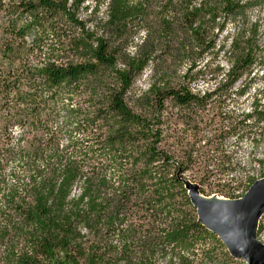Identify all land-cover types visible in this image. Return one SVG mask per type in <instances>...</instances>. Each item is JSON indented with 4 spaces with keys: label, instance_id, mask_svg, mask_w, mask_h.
I'll use <instances>...</instances> for the list:
<instances>
[{
    "label": "trees",
    "instance_id": "trees-1",
    "mask_svg": "<svg viewBox=\"0 0 264 264\" xmlns=\"http://www.w3.org/2000/svg\"><path fill=\"white\" fill-rule=\"evenodd\" d=\"M88 1L0 0V264H152L158 256L161 264H217L220 252L231 259L198 222L185 175L199 160L220 163L192 183L204 197L211 180L235 185L215 193L237 200L264 173L246 178L241 195V169L219 153L216 134L202 140L204 159L168 146L164 104L203 116L254 63L264 65L259 48L233 38L226 80L201 93L185 75L179 85L150 87L145 113L126 97L151 62L190 57L247 4L94 0L106 4L99 35L79 17ZM139 36L133 56L120 60L118 49ZM232 129L227 135L240 134ZM263 231L264 213L256 236Z\"/></svg>",
    "mask_w": 264,
    "mask_h": 264
},
{
    "label": "rangeland",
    "instance_id": "rangeland-1",
    "mask_svg": "<svg viewBox=\"0 0 264 264\" xmlns=\"http://www.w3.org/2000/svg\"><path fill=\"white\" fill-rule=\"evenodd\" d=\"M241 2L247 4L244 9L229 18L221 32L217 33L215 30L210 34L209 39L201 47L192 46L190 57H171L151 62L143 74L136 78L127 94L126 102L129 108L135 113H145L146 109L142 106L141 100L148 97L150 87H160L164 84L179 85L185 75L188 78L186 84L194 93L209 90L226 80L229 63L232 57L237 55V50L232 52L230 47L233 38L240 43L246 40L251 44L255 43L259 48V53L256 54L264 56V0H241ZM106 14L104 2L96 4L94 0H89L82 5L79 17L89 28H95L100 35L105 27ZM140 37L142 36H139V40L128 41L118 49L120 60L124 56H133L135 46L142 39ZM218 96L219 100L212 103L203 116L183 111L166 100L164 106L169 120L165 127L168 136L166 143L173 148L197 150L202 156L201 159H204L207 149L202 140L207 139L209 133L216 134L214 141L220 143L223 148L219 153L230 156L232 162L241 169L240 175L237 176V182L241 185L240 194L246 186V178L259 179L264 173V142L261 141V136L264 135V123L256 126L253 119L246 120L250 115H257L264 120V65L254 63L230 91L226 93L223 91ZM234 127L240 134L227 135L228 130L231 132ZM208 165H210L208 161L199 160L197 165L185 175L187 180L184 182L193 186L192 182L196 183L199 175L204 174L205 170L213 168L215 172L220 169L219 166H222L220 163L217 167H208ZM209 183H211L210 188H205L207 192L213 193L209 197L216 196L230 200L215 192L221 190L230 193L235 185L214 187L215 182L211 180ZM255 240L264 246V231L259 236L255 233ZM217 257V264H245L242 260L224 257V252L218 253ZM164 259L160 256L154 257L152 264H161Z\"/></svg>",
    "mask_w": 264,
    "mask_h": 264
},
{
    "label": "water",
    "instance_id": "water-1",
    "mask_svg": "<svg viewBox=\"0 0 264 264\" xmlns=\"http://www.w3.org/2000/svg\"><path fill=\"white\" fill-rule=\"evenodd\" d=\"M262 180H264V178L254 182V184L250 186L248 191L242 197L244 198V202L241 207L236 208L227 214H221L217 219L213 218V216L211 217L210 215L204 216L203 214H200V212L203 213L205 207L199 206L196 203V198L205 197L199 195L195 185L191 186L184 182V188L187 190L190 202L196 209L198 222L202 226V222L210 223V230L205 229L213 233L216 237V233H222L231 251L228 249L226 244L219 239V237L217 238L225 246L228 254L232 258L244 261L245 264H263V255L255 245V242H257L255 240L257 228L255 229L252 238L248 234V226L250 222L257 219L259 223V220L264 213V184L256 190L250 191L257 182Z\"/></svg>",
    "mask_w": 264,
    "mask_h": 264
},
{
    "label": "bare ground",
    "instance_id": "bare-ground-1",
    "mask_svg": "<svg viewBox=\"0 0 264 264\" xmlns=\"http://www.w3.org/2000/svg\"><path fill=\"white\" fill-rule=\"evenodd\" d=\"M264 184V180L257 182L250 191H254L256 190L258 187H260L261 185ZM244 202V198L236 200V201H231V200H226L223 198H219L216 196H212L209 198H202V197H198L196 198V203L199 206H203L205 207L203 213L200 212V214H203L204 216H208L210 215L211 217L213 216V218H219V216L221 214H227L228 212L239 208L242 206ZM204 228L210 230L211 225L208 222H202ZM258 225V221L257 219H254L253 221L250 222L249 226H248V234L250 235V237L252 238L255 229L257 228ZM217 237H219V239L224 242L226 244V246L228 247V249L231 251L230 247L228 246L226 240L224 239L222 233L218 232L216 233ZM256 247L261 251L262 255H263V264H264V246H262L261 244L255 242Z\"/></svg>",
    "mask_w": 264,
    "mask_h": 264
}]
</instances>
